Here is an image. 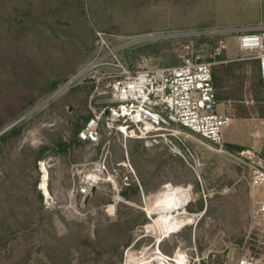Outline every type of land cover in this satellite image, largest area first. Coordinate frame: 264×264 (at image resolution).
<instances>
[{"label":"rangeland","instance_id":"obj_1","mask_svg":"<svg viewBox=\"0 0 264 264\" xmlns=\"http://www.w3.org/2000/svg\"><path fill=\"white\" fill-rule=\"evenodd\" d=\"M254 8L264 22V0H0V264H128L129 254L156 247L175 264L264 260V229L252 223L264 194L250 187L249 171L237 160L200 140L188 141L185 158L108 131L99 145L76 141L91 115L90 91L81 87L18 122L89 61L97 31L114 45L130 43L121 56L131 68L143 58L150 68L178 66L192 53L211 62L210 40L191 46L143 37L248 27ZM252 57L231 37L222 59L247 58L253 75ZM218 103L235 116L224 140L249 148L252 111L244 102ZM262 128L264 159V119ZM61 141L74 145L60 153ZM178 215L193 222L161 242L148 232Z\"/></svg>","mask_w":264,"mask_h":264},{"label":"built area","instance_id":"obj_2","mask_svg":"<svg viewBox=\"0 0 264 264\" xmlns=\"http://www.w3.org/2000/svg\"><path fill=\"white\" fill-rule=\"evenodd\" d=\"M231 37L237 39L240 51L253 53L252 59L257 61L264 79V23L248 27L187 28L145 35L143 39H186L191 46L203 39L214 43L211 62L192 53L178 66L156 68L148 67L145 58L136 68L129 67L121 52L130 43L114 45L105 33L97 31L94 54L89 61L49 91L18 122L70 90L86 88L90 91L91 115L78 132L80 141L99 145L102 133L108 131L110 135H119L125 143L141 141L147 149L164 146L172 154L185 158L191 150L188 141L200 140L209 149L245 165L250 187L261 189L264 194L263 118L256 110L251 66L246 70L243 102L252 111V144L243 150L229 149L223 137L224 127L235 116L230 110H218L213 66L234 61L219 60L227 52ZM227 104L231 106L232 101ZM53 125L55 123L49 124ZM45 164L41 165L42 172ZM252 221L253 226L264 229V195L256 200ZM226 264H264V260L249 255Z\"/></svg>","mask_w":264,"mask_h":264},{"label":"trees","instance_id":"obj_3","mask_svg":"<svg viewBox=\"0 0 264 264\" xmlns=\"http://www.w3.org/2000/svg\"><path fill=\"white\" fill-rule=\"evenodd\" d=\"M219 60H223L222 57ZM255 67L252 75L253 82V92L255 96L256 110L259 113L260 117L264 119V79L261 77L257 61L253 62ZM247 62L238 61V62H228L221 63L219 65L213 66V82L217 93L218 101H238L243 103V86L244 79L247 70ZM256 73V80L254 82V76ZM59 83H56L49 91L53 90L58 86ZM241 115H244L241 113ZM89 118V117H88ZM87 118V120H88ZM82 127H79L75 134L76 141H80L78 138V132ZM74 142L66 143L59 142L55 145V150L64 153L67 152L74 144ZM73 144V145H72ZM229 149L243 150L244 147L228 145ZM46 151V149H43ZM42 151V153H43ZM134 193L139 194V188L136 186L134 188ZM122 196L128 200H131V193L123 191ZM202 210V208L200 209Z\"/></svg>","mask_w":264,"mask_h":264},{"label":"bare ground","instance_id":"obj_4","mask_svg":"<svg viewBox=\"0 0 264 264\" xmlns=\"http://www.w3.org/2000/svg\"><path fill=\"white\" fill-rule=\"evenodd\" d=\"M43 167L44 180L46 181L47 178V168ZM193 219L191 216H175L173 218L168 219L167 221L155 225L152 229H149V233L158 236V242H161L163 237H166L170 233L178 230L182 226L186 224H191ZM175 264L173 260L166 257L161 251L159 247H156L154 250L151 251L149 248L143 249L139 253H131L128 255V264ZM179 264V263H176Z\"/></svg>","mask_w":264,"mask_h":264},{"label":"crops","instance_id":"obj_5","mask_svg":"<svg viewBox=\"0 0 264 264\" xmlns=\"http://www.w3.org/2000/svg\"><path fill=\"white\" fill-rule=\"evenodd\" d=\"M249 5V4H248ZM258 8V7H257ZM257 8L255 9L254 8V10H252V11H254V15H252L251 16V19H250V21L248 22V24H249V26L250 25H255V24H258V23H264L263 22V20L260 18V16L257 14ZM231 27H233V26H231ZM226 142V141H225ZM228 145H235L236 146V144H234V143H230V142H226Z\"/></svg>","mask_w":264,"mask_h":264},{"label":"water","instance_id":"obj_6","mask_svg":"<svg viewBox=\"0 0 264 264\" xmlns=\"http://www.w3.org/2000/svg\"><path fill=\"white\" fill-rule=\"evenodd\" d=\"M95 188H96V186L95 185H93V188L91 189V193H93L94 191H95ZM87 198H89V195H88V197Z\"/></svg>","mask_w":264,"mask_h":264}]
</instances>
